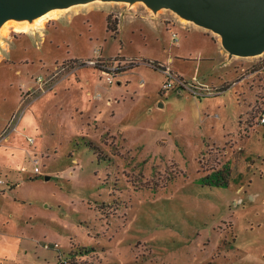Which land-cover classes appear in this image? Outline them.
Returning <instances> with one entry per match:
<instances>
[{"label":"rangeland","instance_id":"374dc122","mask_svg":"<svg viewBox=\"0 0 264 264\" xmlns=\"http://www.w3.org/2000/svg\"><path fill=\"white\" fill-rule=\"evenodd\" d=\"M217 36L141 1H89L57 10L42 29L2 30L0 98L8 96L6 105L0 99L2 117L13 100L3 80L13 86L25 70L31 86H16L20 103L0 143L28 102L57 94L61 81L66 85L60 106L47 96L42 107L44 128H55L46 139L54 153L35 154L37 177L28 164L15 176L22 182L11 190L14 203L11 195L0 197L23 229L17 227L19 253L10 264H264V124L258 120L264 52L226 53L223 60L213 43H220ZM175 53L185 60L170 67L165 60ZM102 64L114 74L126 72L118 80L129 77L128 90L141 96L125 102L117 120L106 121L114 131L100 133L92 121L85 134L82 121L92 107L79 106L78 115L74 71L81 68L91 79L89 72ZM166 72L174 83L167 92L161 86L164 97L155 89L162 74L170 79ZM193 97L203 99L197 105Z\"/></svg>","mask_w":264,"mask_h":264},{"label":"crops","instance_id":"0c3cea01","mask_svg":"<svg viewBox=\"0 0 264 264\" xmlns=\"http://www.w3.org/2000/svg\"><path fill=\"white\" fill-rule=\"evenodd\" d=\"M149 26L154 28L152 25ZM156 29H161V28H156ZM213 43L217 47L216 48L217 55L221 56V58L224 60L227 52L222 48L220 43L219 44L216 42ZM94 56H97L96 52L93 55V57ZM175 59L185 60L183 56L177 55V53H175L173 57L172 56L168 57L165 60V62L168 63V65L171 67V63ZM137 67L138 65L134 66L133 68H131V71L128 70L127 72H132L136 70ZM2 68L7 70V68L5 67ZM80 71L81 68L74 71L75 75L73 74L74 75L73 84L77 87V91H78L77 96L79 97L78 102L75 105L77 108L76 110L78 112V115L82 117L83 110L79 106L85 104V105H91L92 107L91 117L87 116L84 118V121H82V123L85 122V128L83 129L84 130L83 132L86 134V131L90 130L88 129L87 123L88 122L91 123L92 121H94L95 124H97L96 130H98L99 132L105 130H110L111 132L114 131L113 128H110L105 124L106 121L117 120L116 118H118V110L121 109L122 106H124L125 102H127L128 100L135 101L141 95L134 90L133 92H130L128 90L129 86L127 87L126 85L130 84L129 77L122 79V82L118 80V78L126 74V72H122V71L117 72L113 76L115 78L112 79V81H108L107 76L102 72L99 66L94 67L92 71L89 72L90 75H92L91 79L88 76L87 77L84 76V74H82ZM17 73L19 72L17 71ZM92 73L94 74V77ZM176 73L183 76V74L179 73L178 71ZM6 75L7 76L9 75L8 70ZM21 75L23 76L21 77ZM26 75L27 73L25 72V70H21V72L17 74V76H19L20 78L17 81H12L14 84L13 86H9V81H10L9 78L3 80V84H7L5 86L7 89V95H10V93H12L13 100L10 101L8 104L9 106H11V109L10 111H8L7 117H2L3 115L0 111V119H2L0 120V131L6 124V121L11 115V113L14 110H16L19 106L20 102L18 103L19 97L17 94L16 86L23 87V89L26 88V90L29 89L31 86L30 82L26 80ZM38 75H41V73L37 74L35 78ZM204 78L205 77H202V79ZM165 79H166V75L162 74V81L159 82L158 86L155 89L156 92L159 94V96L164 95V97H166V94L159 93V91L161 90L162 83L165 81ZM63 82L64 81H61L60 83L57 84V87L59 88L57 94H51V91H49L43 94L42 96L36 97L35 99L28 102V104L24 107V109H22L21 115L15 123V127L10 131L8 136L0 143V179L4 181L3 183H0V197H3V199L5 197V200H8L9 199L8 195H11V200L9 201H12L14 203V201L17 200L16 197L14 199L12 198L11 190L19 186L22 180L16 181L15 176L20 177V174L25 170L26 168L25 166L27 164L32 166L31 172L34 174L33 164L31 161L33 155L36 154L42 156L43 154L46 153L48 154L51 151L52 153H54L56 147L54 145H49L50 143L46 141V139L48 138L47 136H51V132L52 130H55V128H53V126H51L50 124L47 125L49 126L50 129L44 128V123H45L44 119H46V117L44 118V116L42 115L43 114L42 107L43 105H45L43 107V109H45L47 106V103L49 101V98H47V96H51L53 98L51 106L61 105L62 100H60L61 99L60 95H62V93L60 90L64 89L66 86L64 85ZM89 87H91L90 91L92 93H90L89 89H87ZM167 91L168 90H166V92ZM125 92L126 94H124ZM91 94L93 96H91ZM87 95H90L91 97H88ZM155 95L156 94L154 93V97H156ZM1 97L2 98L0 99H2V103L6 105L8 96L7 97L1 96ZM116 98L118 99V101L115 102L109 101V99H116ZM154 99L155 100L157 99V101L155 102V104H157V107L162 109L164 105L158 101L157 97ZM201 99L203 98L198 99L196 97H193V101L197 105H198V101H200ZM45 113L47 114V111ZM89 114L90 113L88 112V115ZM51 123L56 124V122H51ZM33 130H38L36 132H39V135L43 133V135L41 137L35 136L33 135ZM116 130L120 132H124L122 129H116ZM43 131L47 132V134L44 135ZM92 132L94 133V131ZM28 136H32L34 141L29 142L26 139V137ZM73 160L75 161L76 159ZM35 177L37 176L34 174V178ZM47 178H49V176ZM5 211L6 210L3 209V205H0V264H10L11 262H15L17 260L18 258L17 254L19 253V249L18 246H16L15 244V237L17 236L19 229L23 231L22 227L20 226V222L17 221L18 219L17 218L14 219V215L12 213L10 212L8 213V211L7 212ZM17 227L20 228L17 229Z\"/></svg>","mask_w":264,"mask_h":264},{"label":"water","instance_id":"95a60500","mask_svg":"<svg viewBox=\"0 0 264 264\" xmlns=\"http://www.w3.org/2000/svg\"><path fill=\"white\" fill-rule=\"evenodd\" d=\"M94 0H0V25L7 19L31 21L52 8H67ZM141 1L149 9H170L183 19L220 37L229 55L264 52V0H103Z\"/></svg>","mask_w":264,"mask_h":264},{"label":"built area","instance_id":"2783aa9c","mask_svg":"<svg viewBox=\"0 0 264 264\" xmlns=\"http://www.w3.org/2000/svg\"><path fill=\"white\" fill-rule=\"evenodd\" d=\"M95 52L97 53L98 50H95ZM82 63L83 64L86 63V64H90V65H94V66L98 64L97 61H94V60H86ZM99 68L107 76V80L110 81L113 78L115 70L108 68L104 64H102V66H100ZM166 74L170 77V79L166 80L165 83L162 85V89H164V90H167L170 87H172V84L174 83V81H173L174 79H171L173 76L169 72H166ZM36 79L39 82L43 81L41 76L37 77ZM177 83L179 84V86H183V82H181L180 80L177 81ZM205 87H207V86H205ZM206 89H208V88H206ZM258 120L261 124H264V108H260L258 110ZM28 141L32 142V138L28 137ZM31 161L33 164L34 174H36V175L40 174V167H39L40 159H38V157L34 155V156H32ZM3 182L4 181L2 179H0V183H3ZM54 246H56V245L54 244ZM45 247H47V245H45ZM62 263H63L62 261L58 262V264H62Z\"/></svg>","mask_w":264,"mask_h":264},{"label":"bare ground","instance_id":"6f19581e","mask_svg":"<svg viewBox=\"0 0 264 264\" xmlns=\"http://www.w3.org/2000/svg\"><path fill=\"white\" fill-rule=\"evenodd\" d=\"M62 8H52L40 16L36 17L32 23L22 22L16 19H7L0 25V34L5 31L9 26H13L14 30H18L21 32H28L34 29H42L44 21L47 20V17L53 16L57 10ZM65 9V8H63ZM218 37V36H217ZM219 38V37H218Z\"/></svg>","mask_w":264,"mask_h":264},{"label":"trees","instance_id":"16d2710c","mask_svg":"<svg viewBox=\"0 0 264 264\" xmlns=\"http://www.w3.org/2000/svg\"><path fill=\"white\" fill-rule=\"evenodd\" d=\"M111 30H114L115 29V27L114 26H108ZM72 61H75V62H78L77 61V59H72ZM155 64H154V66L155 65H157L156 64V62H154ZM153 64V63H152ZM156 67V66H155ZM92 145H94L91 141H88L87 143H86V146L87 147H89L90 149H93L94 150V148H93V146ZM227 169V166L226 165H223V170H226ZM225 180H226V176H223V184H225ZM59 257V256H58ZM61 261V259H57V262H60ZM63 264V263H62Z\"/></svg>","mask_w":264,"mask_h":264}]
</instances>
